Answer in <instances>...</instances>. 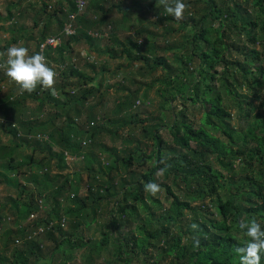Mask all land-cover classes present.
Masks as SVG:
<instances>
[{
	"label": "trees",
	"instance_id": "16d2710c",
	"mask_svg": "<svg viewBox=\"0 0 264 264\" xmlns=\"http://www.w3.org/2000/svg\"><path fill=\"white\" fill-rule=\"evenodd\" d=\"M57 1L50 12L53 6L41 0L42 10L51 13L58 30H49V18L37 38V52L76 13L74 1ZM101 1L87 3L99 9ZM199 4L205 5L203 15L196 19L192 14L180 21L182 30H194L183 37L180 48L167 40L162 48L139 39L143 33L139 28L123 40L111 30L113 46L104 51L110 60L125 59L129 67L140 63L136 72L142 78L159 68L166 75L159 83L174 86V94L169 101L163 97L156 116L139 119L137 111L145 104L140 103L139 92L127 90L109 111L111 119L104 120L103 112L100 115L96 109L103 106L105 68L96 71L92 60L83 65L74 60L75 45L83 43L91 50L99 42L100 26L111 24V7L101 10L97 21L80 14L75 19L76 33L60 47L45 50L59 74L55 83L61 92L57 96L38 86L30 94H20L16 88L0 97V131L15 139L7 145L0 138V184L16 190L19 199L11 196L0 202V227L6 221L1 215L4 211L16 218L19 227L4 233L0 264H73L72 254L80 251L89 253L84 264H97L92 254L98 253L100 259V253L110 246L113 250L107 252L103 264L136 260L140 264H239L235 248L246 237L239 231L238 221L254 218L264 229V0L190 3L194 10ZM15 18L10 14V20ZM158 21L166 24L173 19L165 12ZM89 68L91 74L86 72ZM8 79L0 77L1 89L7 87L3 83ZM31 102L48 113L46 120L25 118L24 110ZM234 118L235 126L231 124ZM107 124L118 130L140 127L142 140L129 136L122 143L126 147L108 148L101 140L113 138L115 132L106 130ZM24 146L34 154L17 161L14 156ZM69 157L84 160L85 196L79 194L80 174L51 177L55 164L60 173L69 168ZM165 158L171 167L158 178L156 172ZM149 181L165 190L167 208L144 191ZM26 196L30 198L27 202ZM46 196L53 212L25 225L33 215L42 213L38 199ZM107 213L110 218L102 228L101 240L86 239L84 231ZM64 215L69 218V229L61 225L49 229ZM192 223L199 224L201 231L193 233ZM42 227L46 232L30 240ZM194 235L199 237L198 247L193 244ZM140 256L150 261L146 263Z\"/></svg>",
	"mask_w": 264,
	"mask_h": 264
},
{
	"label": "rangeland",
	"instance_id": "374dc122",
	"mask_svg": "<svg viewBox=\"0 0 264 264\" xmlns=\"http://www.w3.org/2000/svg\"><path fill=\"white\" fill-rule=\"evenodd\" d=\"M48 5L53 6L52 9L48 11H52L57 4V0H45ZM68 2L74 0H67ZM103 1V0H102ZM98 3L99 9L97 6L94 7L89 2L86 5L85 10L81 13L80 17H83L87 20H99L101 14V10L106 11L108 7H111V12L108 14V18L110 19V26L109 25H102L100 26L99 30L102 35L99 36V42H95L92 49L88 54H86L85 49L89 48L87 45L81 43L79 46H74L75 48V55L79 59V64H85L82 57L88 56L94 62V66L96 71L100 69L106 70L103 74L104 83L102 86V91L104 92L101 100L103 103L102 107H98L97 112L101 115L103 112L104 120L105 117L111 119L109 116V111L114 107L115 102L117 101L118 97H123L127 90H133V92H139V101L140 103H144L145 107H140L137 111L139 119H146L147 114L149 115H157L158 108L163 104V97L169 101L171 96L174 94V86L166 87L161 85L159 82L164 81L166 75L164 72L158 68L153 75L145 76V78L140 77L137 75V69L140 67V63H134L131 67L126 66L127 61L125 59L119 60H110V57H107V53L104 52L105 50H109L112 48L113 43L112 39L110 38L111 30L114 31L116 36L123 40L126 36L131 35L137 28H139L143 33L138 37L139 39H146L150 42L157 43L156 45L161 47L163 43L167 40L169 41L170 45H173L176 48H180L182 41L184 40V36L188 34L189 31H193L191 27L187 30H182L180 26V21H176L172 16L169 15L173 19L170 23H161L158 21V18H162L163 14L165 13L164 8L157 3V0H104L103 2ZM191 1L193 0H184V2L188 5V9L185 12L184 20H187L189 16L193 14V16L198 19V15H203L202 9L205 7L204 4H199L197 10L191 8ZM136 2L139 4H136ZM63 5L69 8V5L66 1L63 2ZM43 4L41 0H0V15L3 17V21H0V52L5 51L8 47L12 46L13 44H22L23 46L27 47L30 53L37 52V45L38 40L37 38L40 37L41 32L45 29L46 23L50 18L51 13H46L42 10ZM149 7V8H148ZM125 8H128V12L125 11ZM16 17L15 19L10 20V14ZM96 14V15H95ZM20 17H22L20 19ZM127 18L124 22V19ZM130 19V21H129ZM35 20L38 23V27L34 28ZM137 23V24H136ZM127 26V27H126ZM28 30V31H27ZM49 30L51 32H55L58 30V26L55 23V19L50 18L49 22ZM165 31H170L166 36H163ZM16 32H19L18 41L14 42L16 38ZM29 33H32V40H30ZM192 32V33H193ZM156 34V35H153ZM192 35V34H191ZM161 37H164L161 39ZM166 45H163L165 47ZM160 56L167 58V54L164 52H159ZM3 57H0V63L4 62ZM87 63V61H86ZM82 66V65H80ZM91 71V72H90ZM86 72L89 74L92 73V70L86 69ZM7 76L6 71L3 68H0V77ZM59 77V76H58ZM99 79V75H97ZM59 80V79H58ZM56 80V82H58ZM3 85L7 86L6 88H2L0 86V97L5 96V93L9 90H14L17 87L14 82L8 79ZM118 85H120L123 89L119 90ZM61 92L60 89L57 88V83H55V96ZM102 92V93H103ZM162 96V99H161ZM98 101V100H97ZM97 101H94L95 103ZM93 105V104H91ZM175 107L179 105V103L175 102L173 104ZM195 115L198 116L197 111H192ZM47 112L44 110H40L38 103L31 102L29 106L24 110V116L27 120H46L47 119ZM146 114V116H145ZM4 120L6 119L2 116ZM195 117V118H196ZM6 121V120H5ZM102 122V119H101ZM233 126L236 125L235 118L231 122ZM132 127L123 128L121 130L115 129L109 124L105 126V129L110 132H115V136L111 138L110 136H104L101 140L104 146L108 148L116 147L118 150L126 147L122 143L128 140L129 136L131 139L134 140H142L140 127L135 129H131ZM134 128V127H133ZM133 136V137H131ZM0 138L4 144L9 145L15 139L13 135L8 133L7 131H0ZM87 144L85 147H87ZM146 149V148H144ZM147 152L150 151V146L147 147ZM33 153V149H30L26 146L22 147L18 150L17 155L14 157L17 161H22L27 157H30ZM102 157H105L104 155ZM56 164L53 166L52 171V178L59 175L68 176V174H80L82 181L79 185V194L80 196H85L87 191V176L85 174V164L83 158L76 159L69 157L68 158V169L60 173L61 171L56 168ZM226 176L227 173L223 172ZM27 182V181H26ZM24 183V180H23ZM28 183V182H27ZM29 189H34L33 186L29 185ZM37 193H39V189H36ZM151 195V194H150ZM13 197L15 200L18 199V193L13 188H9L4 184H0V202L5 201L9 197ZM153 199H158L162 202V204L167 208L168 207V200L166 199L167 196L165 194V190L161 189L159 193L156 195H151ZM49 196H46L45 199H38L39 205L42 209V213L36 214L34 218H31L27 224L30 225L34 224L36 221L47 218L50 213L53 212V204L49 201ZM223 197V200H225ZM25 201L27 202L30 200L29 196H26ZM69 199V198H68ZM19 200V199H18ZM64 204L63 208L66 209L69 207L67 203L62 201ZM1 209V206H0ZM1 215L6 217V221L4 222L3 227H0V256H3L4 253L2 251L5 250L4 248V239L3 235L8 229H15L19 230L18 221L15 217H13L9 211H4ZM42 216V217H41ZM109 214L107 213L105 217L100 218L97 220L95 224H92L89 229L84 231V235L86 239L91 240H101L102 238V228L106 225L109 221ZM57 222V221H56ZM60 222H65V229H69V218L64 215L63 219ZM66 229V230H67ZM125 231V230H124ZM125 233V232H124ZM112 247H107L102 253H100V259L97 257L98 253L92 254V258L97 261V264H103L104 259L108 256V251H112ZM152 252V250H151ZM89 255L86 251L75 252L72 256L76 259L72 261L73 264H84L85 258ZM157 254H155L156 256ZM10 256V255H9ZM146 263L150 261V258H146L140 256ZM133 262L132 264H140Z\"/></svg>",
	"mask_w": 264,
	"mask_h": 264
},
{
	"label": "clouds",
	"instance_id": "9594fccd",
	"mask_svg": "<svg viewBox=\"0 0 264 264\" xmlns=\"http://www.w3.org/2000/svg\"><path fill=\"white\" fill-rule=\"evenodd\" d=\"M157 3L163 6L164 11L176 21L183 20L188 9L184 0H157ZM0 57L5 58L4 62L0 63V68L5 69L7 77L17 85L20 94H30L41 86L55 95V82L59 74L54 68L55 65L48 61L44 53L41 51L30 53L29 49L22 44H13L0 52ZM160 163L163 166L156 172L158 178L171 167L166 158ZM144 191L156 195L161 191V187L155 181H149L144 184ZM190 228L193 233L201 231L197 223H192ZM238 229L246 237L245 243L235 248L239 264H261V257L264 254V229L261 224L254 218H241L238 221ZM193 244L197 247L200 244L199 237L196 235L193 236Z\"/></svg>",
	"mask_w": 264,
	"mask_h": 264
},
{
	"label": "built area",
	"instance_id": "2783aa9c",
	"mask_svg": "<svg viewBox=\"0 0 264 264\" xmlns=\"http://www.w3.org/2000/svg\"><path fill=\"white\" fill-rule=\"evenodd\" d=\"M74 2L76 5V13L70 15L69 21L66 23L63 31L59 35L48 37L46 41L40 45V51L42 53H44L45 50L49 47L52 49H56L60 47L67 37L74 35L76 33V20L75 19L85 10L86 5H87V0H74ZM92 36L95 37L96 35H92ZM86 145L87 143H84V146ZM34 217L35 215H33L31 218H34ZM58 225H61L62 228H65V222L58 221V222H52L49 229H53L55 226H58ZM45 232H46V229L42 227L38 233L36 232L33 236L30 237V240L40 237V235L44 234ZM18 244H20V241L18 242Z\"/></svg>",
	"mask_w": 264,
	"mask_h": 264
},
{
	"label": "crops",
	"instance_id": "0c3cea01",
	"mask_svg": "<svg viewBox=\"0 0 264 264\" xmlns=\"http://www.w3.org/2000/svg\"><path fill=\"white\" fill-rule=\"evenodd\" d=\"M87 1H88V0H87ZM125 10H128V8H125ZM27 31H28V30H27ZM29 36H32V33H29ZM85 51H86V54H88V52L90 51V49L87 48V49H85ZM82 59L84 60V63H86L87 60H91V58H90V57H87V55L84 56V57H82ZM74 60L76 61L77 64H79V59L76 57V55H75V59H74ZM82 65H83V64H82Z\"/></svg>",
	"mask_w": 264,
	"mask_h": 264
}]
</instances>
